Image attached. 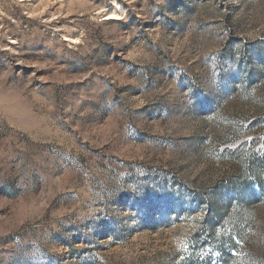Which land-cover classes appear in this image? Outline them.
<instances>
[{
    "label": "rangeland",
    "instance_id": "374dc122",
    "mask_svg": "<svg viewBox=\"0 0 264 264\" xmlns=\"http://www.w3.org/2000/svg\"><path fill=\"white\" fill-rule=\"evenodd\" d=\"M0 264H264V0H0Z\"/></svg>",
    "mask_w": 264,
    "mask_h": 264
},
{
    "label": "bare ground",
    "instance_id": "6f19581e",
    "mask_svg": "<svg viewBox=\"0 0 264 264\" xmlns=\"http://www.w3.org/2000/svg\"><path fill=\"white\" fill-rule=\"evenodd\" d=\"M22 1H32V0H22Z\"/></svg>",
    "mask_w": 264,
    "mask_h": 264
}]
</instances>
